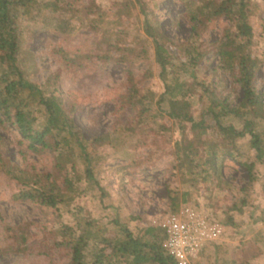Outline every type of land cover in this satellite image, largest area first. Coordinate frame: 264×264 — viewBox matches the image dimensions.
<instances>
[{"label": "trees", "instance_id": "1", "mask_svg": "<svg viewBox=\"0 0 264 264\" xmlns=\"http://www.w3.org/2000/svg\"><path fill=\"white\" fill-rule=\"evenodd\" d=\"M134 1L142 24L134 19L127 0H0V128L12 126L20 133L17 144L24 159L29 153H49L53 157L51 170H39L28 162L18 164L0 150V176L18 185L16 199L55 209L63 205L71 211L81 195L101 187V149L115 146L110 134L90 139L83 136L74 119L75 102L68 107L60 93L61 70L49 75L45 84L30 78L23 54L22 25L36 21L45 10L65 26L82 15V22L86 21L90 29L81 43L74 45L65 35V26L61 30V41L52 52L60 55L67 70L100 63L124 65V79L113 98L118 112L131 108L134 118L122 127L123 131L134 135L140 126L159 117L175 121V153L179 169L192 182L190 189L201 181L195 174L216 172L226 156L239 155L236 150L244 139L249 154L242 163L251 182L264 181V97L255 84L261 64L254 56L253 21L261 14L262 5L256 0H188L193 36L177 43L161 31L155 15L157 0ZM222 18L227 25L220 39L207 46L203 33L210 22ZM261 26L264 35V23ZM173 47L179 49V55ZM209 53L217 58L228 85L223 77L212 80L201 76L202 61ZM141 63L156 64L162 84L159 94L143 86L144 80L153 76L149 70L137 71ZM198 103H202L201 108H197ZM161 130L169 132L170 128L162 126ZM3 142L0 132V149ZM213 161L215 166L211 165ZM252 198L250 194L240 195L229 210L243 212ZM190 199L188 190H169L171 213L178 212L180 204ZM218 221L235 223L232 213ZM55 233L53 243L43 240L33 247L27 245V237H22L6 250L0 248V254L30 250L51 259L54 253L64 252L70 258L64 264H177L164 247L167 235L163 228L149 225L138 232L121 216L106 222L78 217L75 225L68 226L57 222ZM205 248H213L215 254L221 251L218 241ZM236 263L233 260L228 264ZM195 264L200 262L196 260ZM238 264L259 263L242 260Z\"/></svg>", "mask_w": 264, "mask_h": 264}, {"label": "rangeland", "instance_id": "2", "mask_svg": "<svg viewBox=\"0 0 264 264\" xmlns=\"http://www.w3.org/2000/svg\"><path fill=\"white\" fill-rule=\"evenodd\" d=\"M187 1L157 0L155 8L163 35L177 43L187 42L193 36L187 16ZM256 1L263 9L253 20L256 35L254 56L261 64L255 84L264 97V35L261 26L264 23V0ZM127 5L134 19L142 24V16L135 1L127 0ZM44 12L36 21L22 25L23 54L28 63L30 78L45 84L49 75L61 70L60 93L66 98L68 107L75 102L74 119L83 136L90 139L110 134L115 146L108 145L101 149L102 171L98 173L101 187L81 195L71 206V211L63 205L55 209L40 206L31 200L16 199L14 195L19 190L18 185L0 176V212L4 218L0 220V248L6 250L9 244L18 243L22 237H27V245L33 247H38L43 240L53 243L57 238V222L66 226L75 225L78 217L91 216L106 222L121 216L139 232L144 226H157L160 220L171 213L169 190H178L180 193L188 190L191 199L187 203L217 221L224 220L229 213H232L235 220L234 224H225L227 231L218 241L221 251L215 254L213 248H204L196 259L200 264H228L233 260L237 261L236 264L242 260L264 264V181L252 183L250 173L242 163L246 154H249L247 139L238 144L236 153L239 155L226 156L223 162H219L218 171L209 170L199 176L195 174L201 181L190 189L192 182L179 169L175 153L178 138L175 121L168 116L159 117L149 125L140 126L134 135L130 136L127 131H123L122 127L134 118L131 108L118 112L113 98L115 90L124 79V65L100 63L90 68L75 67L71 71L67 70L60 55L52 52L53 46L61 41V30L65 23L50 18L46 10ZM83 19L80 15L73 18L69 26H65V35L68 34L72 45L80 44L82 36L89 34L90 29L86 21L82 22ZM226 25L224 18L209 23L202 35L207 46L220 39ZM123 36L119 37L122 41ZM172 51L176 55L180 54L176 47ZM136 69L139 73L149 70L153 76L146 78L143 86L156 94L162 91L155 63H141ZM200 73L212 80L223 77L228 85L212 53L202 61ZM238 93L240 95V90ZM201 106L202 103L197 104V108ZM162 126L169 127V132L162 131ZM0 132L4 137L0 149L4 155L22 166L28 162L39 170L52 169L53 157L49 153H29L26 159L22 157L17 144L21 135L14 127L0 128ZM215 164L214 161L211 163ZM249 186L253 188L249 189ZM242 194H250L253 197L251 203L243 212L230 211V206ZM207 255L210 259L206 258ZM69 260L64 252L54 253L51 259L31 253L30 250L21 253L3 251L0 254V264H64Z\"/></svg>", "mask_w": 264, "mask_h": 264}, {"label": "built area", "instance_id": "3", "mask_svg": "<svg viewBox=\"0 0 264 264\" xmlns=\"http://www.w3.org/2000/svg\"><path fill=\"white\" fill-rule=\"evenodd\" d=\"M157 226L166 232L164 247L177 264H193L210 242L220 241L227 226L190 203L169 213Z\"/></svg>", "mask_w": 264, "mask_h": 264}]
</instances>
